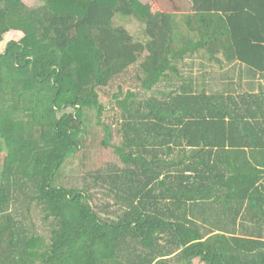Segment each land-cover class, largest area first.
I'll use <instances>...</instances> for the list:
<instances>
[{
  "label": "trees",
  "instance_id": "1",
  "mask_svg": "<svg viewBox=\"0 0 264 264\" xmlns=\"http://www.w3.org/2000/svg\"><path fill=\"white\" fill-rule=\"evenodd\" d=\"M40 1L0 0V264H264V0ZM94 111L122 167L55 186Z\"/></svg>",
  "mask_w": 264,
  "mask_h": 264
},
{
  "label": "rangeland",
  "instance_id": "2",
  "mask_svg": "<svg viewBox=\"0 0 264 264\" xmlns=\"http://www.w3.org/2000/svg\"><path fill=\"white\" fill-rule=\"evenodd\" d=\"M23 2L28 13H31H29L31 16L32 14L36 15V11L42 6V2L40 0H23ZM115 25L117 27H124L136 38L137 41L143 42L145 26L142 22L133 18L117 16L115 19ZM29 26H33L30 21ZM27 31L28 27L26 31L10 29L9 32L5 34L2 42H0V54L6 53L11 42H20L23 40L27 35ZM193 65H196V68H194ZM200 65L201 62L199 60H190L187 62V67H181L183 68L182 74L186 75V77L192 76L199 79L202 77V74L206 73L208 74L207 76H209L208 81L210 83L211 75L214 80H219L220 76L223 74L222 70L216 65L205 63L206 69L204 70H200ZM211 84V88L217 90V82H213ZM129 90L139 94L138 100L149 99L151 96L150 93H147L140 88H132V86H126L124 88V94ZM117 91L116 87L109 88L108 92L110 95H102L103 103L110 109L112 108L113 103H115L116 99L113 98V95L116 94ZM104 139L105 131L102 126L98 125L97 112L94 111L92 113V122L89 126V131L83 135V142L85 143V146L78 153L74 154L69 160H67L57 172L54 185L65 188H83L87 184V179L90 181V177L88 175L90 172L96 173V170L106 169L111 165L122 167L123 164L120 157L116 153L115 148L113 146L105 147L103 145ZM116 140L117 138L113 141V143H116ZM38 225L39 228L37 235L47 237L48 234L46 233L45 228L42 227L40 222H38ZM197 264L201 263L197 262Z\"/></svg>",
  "mask_w": 264,
  "mask_h": 264
},
{
  "label": "crops",
  "instance_id": "3",
  "mask_svg": "<svg viewBox=\"0 0 264 264\" xmlns=\"http://www.w3.org/2000/svg\"><path fill=\"white\" fill-rule=\"evenodd\" d=\"M231 78H232L234 83H236V82H238V80H240V77H238V74H236V73H232ZM241 85L243 86V88H245L248 91L258 93V92H261L260 91L261 87L264 88V81L260 80V78H256V79L251 78L250 79L247 77H243Z\"/></svg>",
  "mask_w": 264,
  "mask_h": 264
}]
</instances>
